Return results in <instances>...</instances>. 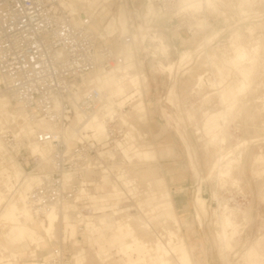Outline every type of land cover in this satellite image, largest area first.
<instances>
[{
	"label": "rangeland",
	"instance_id": "obj_1",
	"mask_svg": "<svg viewBox=\"0 0 264 264\" xmlns=\"http://www.w3.org/2000/svg\"><path fill=\"white\" fill-rule=\"evenodd\" d=\"M66 1L75 9L81 4L78 0ZM211 2L210 8L204 11L180 12L179 1L175 11L185 22L164 37L170 48L159 62L142 65L132 60L131 54L126 56L124 71L129 74L122 75L124 79L129 75L132 80L139 73L147 80L145 84L134 81L131 90L128 88L120 96L121 101L131 99V104L124 108L125 112H121L119 118L132 139V156L125 153L132 159L127 174L132 177V173L149 168L158 170L156 177L143 183L133 176L136 188L134 191L132 187V218L152 225L158 234L161 231L166 235L167 231L176 233L174 248L178 253L190 252L195 264H264V0ZM125 13L120 7L114 19L118 25L120 18L124 20L119 27L122 34L126 32ZM151 13L156 16L158 12L153 9ZM159 70H167L169 74ZM116 74L104 76L116 79ZM106 93L105 89L101 94ZM167 94L170 97L166 100L171 106L164 104L163 98ZM0 105L5 111L2 120L24 121L26 147L31 142L28 136L33 128L18 112L17 106L9 102ZM68 133L72 138L74 132L69 130ZM223 135L226 143L221 147ZM1 142L0 243L5 250L0 256V264H17L10 260H26L34 256L36 249L44 251L42 247L47 246V236L40 227L42 222L21 220L22 225L28 223L23 232L18 225L6 220V213L13 204H6V190L24 177L14 178L19 163ZM238 143L241 146L235 150ZM150 151L154 156L150 157ZM225 152L227 158L215 168L218 156ZM35 156L44 157L43 154ZM228 170L230 174L226 177ZM23 172L28 174V170L23 169ZM143 173L139 174L142 179L145 178ZM125 180L115 194L122 196V187L128 188L131 184H125ZM25 186V190L29 189L32 182ZM165 194L169 198L160 201ZM149 196L155 198L151 202L143 201ZM109 197L110 193L103 196L105 201ZM22 201L17 205L19 209L23 208ZM226 201L229 207L237 205L243 212L236 218L237 232L234 229L233 240L225 249L220 238L219 219L223 217ZM106 217L110 228L126 232L123 235L127 240L135 231L141 234L136 226L132 227V219L125 223L130 216L114 219L111 213ZM111 233L114 232L88 238L90 246H97L95 250L75 248L73 263L102 264L110 255V248L118 245L109 242L97 245L90 241ZM141 235L148 239L153 237ZM179 248L184 249L178 251ZM81 256L85 259L81 260ZM135 258L132 255L131 259ZM125 260L118 258L111 264H123Z\"/></svg>",
	"mask_w": 264,
	"mask_h": 264
},
{
	"label": "built area",
	"instance_id": "obj_2",
	"mask_svg": "<svg viewBox=\"0 0 264 264\" xmlns=\"http://www.w3.org/2000/svg\"><path fill=\"white\" fill-rule=\"evenodd\" d=\"M177 1L89 0L71 11L61 0H0V97L22 108L29 123L42 120L74 131L72 138L39 130L28 136L49 148L48 168L37 171L36 157L25 147L24 121L0 119L7 151L24 170L37 174L38 181L26 194L33 216L42 221L49 211L65 216L56 222L44 251L10 262L72 264L75 248H97L88 244V237L104 214L132 219V183L122 187V196L113 191L129 179L132 166L125 155L132 156L127 126L117 116L106 115L102 141L86 135L83 126L104 105L96 76L118 73L130 54L142 65L167 56L170 47L164 37L184 23L175 11ZM120 7L126 12L125 33L117 28L104 35L95 28L116 19ZM118 103L114 100L115 110ZM105 193H110L106 201ZM110 253L114 256L103 264L117 261L116 250Z\"/></svg>",
	"mask_w": 264,
	"mask_h": 264
},
{
	"label": "bare ground",
	"instance_id": "obj_3",
	"mask_svg": "<svg viewBox=\"0 0 264 264\" xmlns=\"http://www.w3.org/2000/svg\"><path fill=\"white\" fill-rule=\"evenodd\" d=\"M179 1H180V5H179L178 9H179L180 12H182V11L183 12L184 11H190V10H193V9L194 10L202 9L201 11H204L206 8H210V5L212 3L211 0H178L177 3H176V6L179 3ZM153 9L154 8H152V10ZM152 10H151V8H148V11L150 13H151ZM177 16H181V15L177 14ZM181 17H182V20L185 22L183 16H181ZM200 21H201V24H202L204 19H203V21L202 20H200ZM160 41H161V39H160ZM163 47H164V45H163V41H162V46H161V50L162 51L164 50ZM166 47L168 48L167 45H166ZM125 64H126V58H125L124 65ZM124 65L120 67V70L116 74V80H117V78H119L118 79L119 83L117 81L115 82L114 78L111 79L112 77L110 78V76H108V77L107 76L106 77L105 76H101V75L97 76L96 79L100 80L99 82H101V83H98V85H96V87L98 88V90L101 93L105 89L109 90V89L113 88L114 86L120 85L121 81H123L122 78H124L122 75H120V74H122V71L125 68ZM159 71H161V70H159ZM161 72H166L167 74H169V72H167V70H164V71H161ZM125 79H129V78L126 77ZM111 83H114V86H112ZM169 97H170V95L167 94L163 98V100H164V104H168L169 106H171L170 103L168 102V100H166ZM103 98H104L105 101H104V105L102 106V108L99 109L92 116V118L88 122L84 123V126H83V131L86 133V135L92 136L97 141H102L105 138V136H106V122L104 120V117L106 115H111V116H117V118L119 119L121 117L120 113L121 112H125V109H124L125 108V103L127 101H129L130 104H131V99L127 98V99L121 101V97L120 98L119 97H115L114 98L113 95L108 93V92L106 94H103ZM114 100H118L119 101L118 104H115L117 106L116 110H115V106H114ZM110 101H112L113 104H111ZM4 102L5 103L6 102L12 103L10 101V98H8V97H5V98L0 97V103H4ZM17 108H18L17 110L21 114V116L24 117V119H26V122L31 125V127L33 128V131L34 130L48 131V132H52V133L62 134L64 136H67L68 138L71 137L68 132H69V130H72V128H70V127H68V128L56 127V126H54V125H52V124H50L48 122L42 121V120L36 121L34 123H29L28 119H27V113L22 108H19L18 106H17ZM225 120H226V117L223 119V124L225 123ZM93 123H97L95 125V127L97 129L93 128L94 127V126H92ZM91 128H92V130H90ZM102 130L104 131V136L102 138H98V136L102 135V132H103ZM92 131H94V133ZM0 140H1V138H0ZM220 143H221V147H223V145L226 143V138H225L224 135L222 136ZM39 145H42V144H38L36 142L34 143V142L31 141V142L27 143L26 148L29 151V153L32 154V156L39 155V154H43L44 155V157L42 159L40 157H38V156H35L36 157L35 170L42 171V170H46L48 168L49 162L47 160V155L49 154V148L46 145L43 146V147H40ZM240 146H241V144L238 143V144H236L234 149L237 150ZM6 151H7V149H6ZM227 152H225L226 154H224V155H219L218 156V158L216 160V163H215V168H219L221 166V164L225 161V159L227 158L226 155H228L230 150H229L228 153ZM7 153L10 154L8 151H7ZM37 158H39V159H37ZM232 162H234V161H232ZM21 166L22 165L19 163L18 169L16 170V172L18 171L19 173H17V177H15V179H18L20 176H23L24 178H22L18 182H13L12 185H14V186L12 188L10 187V189L6 190V195H7V203L6 204L13 202V204L11 205V208L6 213V216H5L6 220L18 225V227H19L18 229L19 230L22 229L23 232H24V230H26V225L28 226V223L25 224V225H22L20 223L21 220L29 221V219H32L35 222H39V224H40V222H42L40 224V227L43 230V233L47 236L46 238H52L53 233L57 229L56 222H60L61 219H65V216H63V217L59 216V214L56 211L47 212L46 215H45V218H46L45 221L37 220L33 216L32 212L29 210V208L27 207V204H26V194L29 191V189L33 186V184L38 181V177H37V174L34 173V171H32V172H30V173L25 175V173L23 172V168ZM23 173H24V175H23ZM229 174H230V171L228 170L226 172V177H227V175L229 177ZM30 175H32V177L28 178V176H30ZM128 177H129V179L132 178L129 175H128ZM29 182H32V186L29 187V189L25 190L24 186H25L26 183H29ZM23 192H24V194L21 195ZM22 198L23 199L25 198V200L22 201L23 200ZM20 201H22V205H23V208H21V209H19L18 206H17ZM228 203H229L228 201H226L224 203L223 217H220V219H219V226H220V229H221L220 238H221V242L222 243L224 242V248L225 249L227 247V244L231 243V241L233 240V236L235 235L234 232L237 230V228H235L237 226L236 218H237V216L240 213L243 212L242 211L243 209L242 210L238 209L237 205H234V207H229ZM235 206H237V207H235ZM103 216H104L103 219L98 220L99 221V226L101 225V227L99 228V226L98 227L95 226L96 228H94L93 232L91 233V235L88 238L97 236L98 234H101V233L107 232V231L114 232V230L112 228H110V225H108L109 224L108 223L109 220L106 217V214H104ZM166 227H167V225H166ZM234 229H235V231H234ZM157 230H160V229H157ZM147 231L149 232V234L151 236H153L152 237V243H150V245L147 248L148 252L145 251L147 253L146 254L147 258L150 260V263L152 261H153L152 263H154V264H188L189 263V254H187L185 252V250L184 251H179V250H182L184 248H182V249L179 248L178 249L179 253L174 248V246L176 247V245L173 244L174 243L173 241H175L173 238L176 236V235L174 236V234H176V233H172L171 231H167L168 235H166L165 232L161 231V233L158 234V232L153 231L152 226H147ZM139 245H140V242H139V240L137 238H135V239H133L131 241L123 242V240H121L119 242V247L121 248V252H127V251H131L133 249L135 250V252L137 254V260L133 264H141V262H142L141 261L142 255H141V252H140V248H139L140 246ZM180 246L182 247V245H180ZM116 247L117 246L111 247L110 251L115 249L116 250V255H119L118 258H125L124 255H122L120 253L117 254L118 253L117 252L118 248H116ZM42 249H46V246L42 247ZM37 250L40 251V249H36V251ZM145 250H146V248H145ZM48 253H49V251H48ZM72 256H73V252H72ZM113 256L114 255H112L110 253V255L106 256V258H104L102 262L103 263L107 262ZM83 259H85V258L82 257L81 260H83ZM32 264H34V263L32 262ZM72 264H74L73 263V259H72ZM127 264H132V261L127 262Z\"/></svg>",
	"mask_w": 264,
	"mask_h": 264
},
{
	"label": "crops",
	"instance_id": "obj_4",
	"mask_svg": "<svg viewBox=\"0 0 264 264\" xmlns=\"http://www.w3.org/2000/svg\"><path fill=\"white\" fill-rule=\"evenodd\" d=\"M63 1V4L65 5V6H67L68 8H70L71 9V11H75L76 9L75 8H73V6L71 5V4H69V2H67L66 0H62ZM80 3H83L81 0H78ZM123 22H124V20L122 19V18H120V21H119V25L116 23V21L114 20V19H111L110 21H108L104 26H103V29L101 30L102 31V33L103 32H105L106 33V35H108V34H111L113 31H115L117 28H121V25H123ZM97 27H98V29H101V27L99 26V24L97 25ZM106 28H107V30H106ZM119 28V29H120ZM125 69V68H124ZM124 69H123V71H122V74H120V75H124V74H129V71H127V72H125L124 71ZM130 75H132V74H130ZM134 75V74H133ZM132 75V76H133ZM136 77L135 78H133L132 80L131 79H124V78H122L123 79V81H121V83H120V85H117V86H114L113 88H111V89H109V90H107V92L108 93H110V94H112L113 95V97L115 98V97H120L121 95H123L126 91H128V88H129V90H131L130 88H131V84L135 81L136 83H138V84H145V83H147V80H146V77H145V75H142L141 76V74H137L136 73ZM106 77V76H105ZM104 77V78H105ZM119 77V76H118ZM126 77H129L130 78V76L129 75H126ZM115 79V78H114ZM118 79L119 78H117V80L115 79V82L117 81L118 82ZM98 81V83H99V81L100 80H97ZM119 83V82H118ZM125 83V84H124ZM111 85H114V83H111ZM120 89V90H119ZM169 89V88H168ZM119 91V92H118ZM1 106V105H0ZM4 107V105L2 106V108ZM5 114V111H3V110H1L0 109V119L2 120L3 119V115ZM4 121H7V120H4ZM94 127V129H97L96 127H95V125H93ZM177 130V129H176ZM103 131V130H102ZM94 132V131H93ZM104 136V131L102 132V135H100V136H98V138L99 137H103ZM184 143V142H183ZM150 157H152V156H154V152L153 151H150ZM143 156V155H142ZM188 156V155H187ZM145 157V156H144ZM152 159V158H151ZM143 173V175H145V178L144 179H142V177L141 176H139V174L140 173ZM140 173H132L133 175H132V178L131 179H127V180H125V184H130V183H132V187H134L133 188V190L135 191V184L136 183H134L135 181H134V178H133V176H137V178L139 179V182L140 183H143V182H146V181H148L149 179H151V178H154V177H156L157 175H158V170H157V168H149V169H146V170H144V171H141ZM19 173V172H18ZM138 174V175H137ZM193 174H194V176H195V174H196V172H195V169L193 168ZM9 177H11L10 175H8ZM15 178V177H14ZM165 180V179H164ZM113 191L114 192H116L117 191V188H113ZM161 195H159V197H160ZM169 195L168 194H165V195H163V198L161 197L160 198V201H162V200H167L169 197H168ZM157 197V196H156ZM153 198H155L154 196H149V197H147L146 199H144L143 201H147V202H151L152 200H153ZM122 212V211H121ZM137 221V222H136ZM125 223H130V220L129 219H127V220H125ZM142 225V226H141ZM146 226V228H145V226ZM133 226H136V228L137 229H139V230H141V234H145V235H147V234H149V232L147 231V226H152V225H150V224H148L147 222H142V221H138V220H135L134 221V218H132V227ZM119 228L121 227V226H118ZM123 229V228H122ZM124 233H126L125 231L123 232H121V230H116V231H114V233H111V234H108V235H102V236H100V237H98V238H95V239H93L92 241H90V243H93V244H97V245H100V244H102V243H106V242H109V243H112V244H117L118 246L116 247V248H118V250H117V254H122V255H124V257H125V262H124V264H127V262H129V261H132V264L133 263H135L136 262V260H137V254H136V252H135V250L133 249V250H131V251H127V252H121V248L119 247V242L121 241V240H123V242H126V241H131V240H133V239H135V238H137L138 240H139V242H140V252H141V255H142V259H141V264H154V263H150V260L147 258V253L145 252V251H147L148 249V246L150 245V243H152V240H151V238H143V236L141 235V234H137L136 233V231L135 232H133L132 233V236H131V238L129 239V240H127L126 239V237H125V235H123ZM151 236V235H150ZM15 240H17V238H16V236H15V238H14ZM151 240V241H150ZM146 241V242H145ZM106 248V247H105ZM107 248H109V247H107ZM106 248V249H107ZM145 248H146V250H145ZM4 250H5V248L2 246V244L0 243V256H2V254H3V252H4ZM186 250L189 252V250L186 248ZM148 252V251H147ZM189 254V263L188 264H195V262L192 260V257H191V253L189 252L188 253ZM132 255L133 256H136V258L135 259H131L132 258ZM84 258V256H81V258ZM114 264H116V263H114Z\"/></svg>",
	"mask_w": 264,
	"mask_h": 264
}]
</instances>
